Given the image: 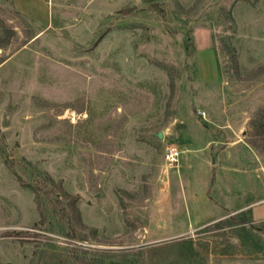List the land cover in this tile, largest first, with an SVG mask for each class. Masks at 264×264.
<instances>
[{"label": "rangeland", "instance_id": "rangeland-1", "mask_svg": "<svg viewBox=\"0 0 264 264\" xmlns=\"http://www.w3.org/2000/svg\"><path fill=\"white\" fill-rule=\"evenodd\" d=\"M0 264H264V0H0Z\"/></svg>", "mask_w": 264, "mask_h": 264}, {"label": "built area", "instance_id": "built-area-1", "mask_svg": "<svg viewBox=\"0 0 264 264\" xmlns=\"http://www.w3.org/2000/svg\"><path fill=\"white\" fill-rule=\"evenodd\" d=\"M203 114V112H200ZM166 158L169 162L174 163L177 160V151L174 147H169L166 151Z\"/></svg>", "mask_w": 264, "mask_h": 264}, {"label": "water", "instance_id": "water-1", "mask_svg": "<svg viewBox=\"0 0 264 264\" xmlns=\"http://www.w3.org/2000/svg\"><path fill=\"white\" fill-rule=\"evenodd\" d=\"M161 135H162V134H161V133H159V137H161Z\"/></svg>", "mask_w": 264, "mask_h": 264}, {"label": "crops", "instance_id": "crops-1", "mask_svg": "<svg viewBox=\"0 0 264 264\" xmlns=\"http://www.w3.org/2000/svg\"><path fill=\"white\" fill-rule=\"evenodd\" d=\"M253 213H254V211H253ZM261 213V212H260Z\"/></svg>", "mask_w": 264, "mask_h": 264}]
</instances>
